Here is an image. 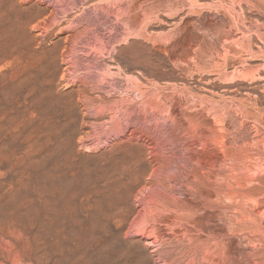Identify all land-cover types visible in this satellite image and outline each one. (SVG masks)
Here are the masks:
<instances>
[{
  "label": "rangeland",
  "instance_id": "1",
  "mask_svg": "<svg viewBox=\"0 0 264 264\" xmlns=\"http://www.w3.org/2000/svg\"><path fill=\"white\" fill-rule=\"evenodd\" d=\"M0 264H264V0H0Z\"/></svg>",
  "mask_w": 264,
  "mask_h": 264
},
{
  "label": "bare ground",
  "instance_id": "2",
  "mask_svg": "<svg viewBox=\"0 0 264 264\" xmlns=\"http://www.w3.org/2000/svg\"><path fill=\"white\" fill-rule=\"evenodd\" d=\"M102 177H103V176H102ZM99 178H100V177H99ZM99 178H98V179H99ZM100 179H101V178H100ZM100 179H99V180H100ZM102 179H103V178H102Z\"/></svg>",
  "mask_w": 264,
  "mask_h": 264
}]
</instances>
